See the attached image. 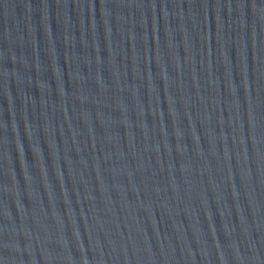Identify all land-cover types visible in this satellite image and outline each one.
Here are the masks:
<instances>
[{"label":"water","instance_id":"95a60500","mask_svg":"<svg viewBox=\"0 0 264 264\" xmlns=\"http://www.w3.org/2000/svg\"><path fill=\"white\" fill-rule=\"evenodd\" d=\"M0 264H264V0H0Z\"/></svg>","mask_w":264,"mask_h":264}]
</instances>
